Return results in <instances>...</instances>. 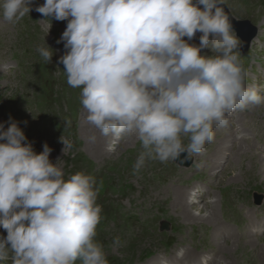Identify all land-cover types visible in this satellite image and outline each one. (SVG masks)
Segmentation results:
<instances>
[{
  "label": "clouds",
  "instance_id": "obj_1",
  "mask_svg": "<svg viewBox=\"0 0 264 264\" xmlns=\"http://www.w3.org/2000/svg\"><path fill=\"white\" fill-rule=\"evenodd\" d=\"M32 4L0 0V18L19 23ZM221 5L225 0H44L34 8L46 19L68 21L57 40L66 49L59 63L67 83L81 88L86 119L101 135L140 141L135 172L146 160L166 163L202 152L214 128L229 125L230 114L264 106V86L246 84L243 45ZM197 32L198 46L189 43ZM209 48L212 55L201 54ZM37 51L51 62L48 45ZM5 123L0 227L7 235H0V261L108 264L94 239L102 212L96 178L78 172L65 179L46 142L37 154L18 122L9 117ZM60 142L63 152L70 147L63 136Z\"/></svg>",
  "mask_w": 264,
  "mask_h": 264
},
{
  "label": "rangeland",
  "instance_id": "obj_2",
  "mask_svg": "<svg viewBox=\"0 0 264 264\" xmlns=\"http://www.w3.org/2000/svg\"><path fill=\"white\" fill-rule=\"evenodd\" d=\"M43 3L33 0V10L19 23L0 18V123L11 117L22 130L27 128L26 137L37 154L46 142L53 149L49 159L53 163L61 159L65 179L78 172L96 178V202L102 212L94 239L102 245L108 264H154L160 260L165 264L169 257L182 253L190 262L186 264H264V232L258 233L259 225H264V106L234 112L227 127L214 128V140L206 144L207 149L190 156L188 167L179 166L175 160H146L145 166L135 172L142 151L136 137L114 140L109 135L106 148L113 151L105 158L98 152L97 143L90 142L92 135L88 132V138L85 136L88 122L81 104V88L68 85L64 65L59 63L66 49L64 42L58 44L57 40L68 21L46 19L36 12L34 8ZM225 7L234 20L246 21L254 30L247 56L241 53V60L249 81L264 86V0H225ZM245 29L246 35L251 33ZM200 35L197 32L189 43L198 46ZM46 44L53 50L56 63L44 83L51 90L50 101L40 109L43 94L36 86V62L42 58L37 47ZM201 54L213 53L209 48ZM69 120L71 126L66 127L64 122ZM234 123L245 127L247 138L235 133L233 137L237 138L227 148L223 129H235ZM8 126L5 123V129ZM61 136L70 142L64 152ZM182 139L187 146L188 138ZM222 148L227 150L219 154ZM244 149L250 151L248 156ZM198 184L209 194L207 202L181 209L175 196L191 193ZM255 194L261 196L259 205L255 204ZM213 216L232 230V236L223 238L210 229ZM253 220L258 227L250 226ZM163 223L167 224L166 230L161 229ZM223 234L226 237L228 232ZM0 235H7L2 227ZM222 247L228 248L227 252ZM0 264H12L11 258Z\"/></svg>",
  "mask_w": 264,
  "mask_h": 264
},
{
  "label": "bare ground",
  "instance_id": "obj_3",
  "mask_svg": "<svg viewBox=\"0 0 264 264\" xmlns=\"http://www.w3.org/2000/svg\"><path fill=\"white\" fill-rule=\"evenodd\" d=\"M40 58H42V57H40ZM55 60H56V56L55 55H53L52 56V59H51V62L50 63H47L43 58L42 59H39V61H37L36 63V72L38 73V75H39V77H36L37 78V80H36V82H37V84H36V86H37V88L38 89H40V91H41V93L43 94V98L41 99V101H40V109H43L44 108V104H47V102L48 101H50L49 100V96L52 94L51 93V90H50V88L48 87V86H45V82L46 81H48L47 79H49V76H48V74L49 73H51L52 72V70L55 68ZM8 68V67H7ZM6 69V68H5ZM31 74V71L30 72H28V75H30ZM67 80V79H66ZM67 82V81H66ZM65 84V83H64ZM67 88V87H66ZM49 103V102H48ZM83 114V113H82ZM231 116H233V113L232 114H230L229 116H228V119L230 118H232ZM21 120V119H20ZM23 121V120H22ZM231 121V120H230ZM88 122V121H87ZM24 125H25V123H24ZM234 125H235V123H234ZM230 126H231V124H230ZM85 127L87 128V130L86 131H84L85 132V136L88 138V132H89V134H91L92 136L93 135H95L96 136V141H95V143H97V147L96 148H98V152L100 153V155H103V157H105L106 158V156H108L107 158H109L110 157V155L112 156V154H111V152L113 151V150H111V151H108L107 150V148H106V146H107V144H108V136H103V135H101V133H100V131L98 130V129H96L94 126H92L91 124H89V122L85 125ZM84 127V128H85ZM244 128L245 127H241V125H235V129H233V127H232V130L231 129H227L226 128V130H224L223 129V135H222V139H223V141H225V144H228L226 147L227 148H229L230 147V141L232 140L233 141V139H236L237 138V135H236V137H233V134L235 135V133H237L238 135L240 134H242L241 136H243L244 138H247V135H246V133H245V130H244ZM24 130V132H25V135H29V132H28V130H27V128H24L23 129ZM227 132V133H226ZM81 134H82V132H81ZM84 134V133H83ZM110 137H111V135H110ZM134 137L135 136H133V137H127V139H128V141L130 140V139H134ZM123 138V137H122ZM109 141H112V140H109ZM91 143H93V142H91ZM206 147L204 148V149H207L209 146H207V145H205ZM212 147V146H211ZM242 147V146H241ZM119 150V149H118ZM222 150V151H221ZM226 151L227 149L226 148H222V149H220V151L218 152L219 154H223V151ZM241 152V151H240ZM249 152L250 151H247L246 149H244V154H245V156H248L249 155ZM120 153V152H119ZM124 154V153H123ZM253 155V154H252ZM118 156V155H117ZM214 159V158H213ZM112 160V159H111ZM220 161H221V158H220ZM235 163L236 162V164H237V162L238 161H232V163ZM174 164V163H173ZM219 164H220V162H219ZM217 165H218V163H217ZM216 168V167H215ZM176 169V171H179L180 172V170L176 167L175 168ZM181 171H183V173H185V175H186V172L184 171V170H181ZM231 171V170H230ZM181 174V173H180ZM210 177H213V175L212 176H210ZM170 185H172V184H170ZM183 191V190H182ZM204 194V195H203ZM208 196H209V194L208 195H206L205 194V191L204 190H202L201 189V187L199 186V184L198 185H195V186H193L192 188H191V193H184V192H181L180 193V195L179 196H175V199L174 200H180V202H179V204L181 205L180 206V208L181 209H185V208H187V207H193V205H199V204H201L203 201H206L207 202V199H208ZM172 198V197H171ZM176 204V203H175ZM177 205V204H176ZM214 209V208H213ZM146 211V210H145ZM147 213V212H146ZM213 213V212H212ZM151 214V213H150ZM192 214V213H191ZM143 215H144V213H143ZM149 215V214H148ZM187 215V214H186ZM194 215V214H193ZM202 215V214H201ZM147 216V215H146ZM179 217H182V215H179ZM207 217H209V216H207ZM183 218V217H182ZM211 218V217H210ZM148 219V218H147ZM184 219V218H183ZM255 220V219H254ZM254 220L253 221H251V225L250 226H252V228H256V227H258V223L257 222H254ZM203 222V221H202ZM212 222H213V226L212 227H210V229H212V231L213 232H215V231H217V232H219V233H217V234H220L223 238H229V235H231V234H229L232 230H230L228 227H224V226H222L218 221H216V219H215V217L213 216V220H212ZM223 231H225L226 233L228 232V234L226 235V237L224 236V234H223ZM248 232L249 233H253L252 232V230L251 229H249L248 230ZM216 234V235H217ZM246 234H247V232H246ZM232 236V235H231ZM214 238V237H213ZM219 243V242H218ZM220 246V245H219ZM222 246V245H221ZM227 249L228 248H225V247H222V250L224 251V252H227ZM264 250V249H263ZM183 252V251H182ZM181 258V259H180ZM178 259V260H177ZM174 260H176V261H174ZM180 260H182V262L180 261ZM161 261V260H160ZM160 261H156V263H154V264H163L162 262H160ZM167 262V263H166ZM177 262H179L180 264H186V263H190L188 260H187V257L186 256H184V254L182 253V255H180L179 257H176V256H172V257H169V259H166L165 261H164V263L165 264H176ZM179 263H177V264H179ZM217 263V262H216ZM208 264V263H207Z\"/></svg>",
  "mask_w": 264,
  "mask_h": 264
},
{
  "label": "water",
  "instance_id": "obj_4",
  "mask_svg": "<svg viewBox=\"0 0 264 264\" xmlns=\"http://www.w3.org/2000/svg\"><path fill=\"white\" fill-rule=\"evenodd\" d=\"M221 7L224 8L226 14L229 16V20L230 23L232 24L233 29L235 30V33L237 35V37L241 40L243 47L241 49V53H245L247 52L248 46L250 41L254 38V30H251V27L249 26V24L246 21H235L231 15L229 14L227 8L223 5H221ZM251 30V33L246 35V29ZM186 153L182 154L180 158H178L177 160H175L179 166L181 167H188L189 164L191 163V157H186ZM254 200H255V204L259 205L261 202V196L259 195H254ZM162 230H166L167 229V224L163 223Z\"/></svg>",
  "mask_w": 264,
  "mask_h": 264
}]
</instances>
